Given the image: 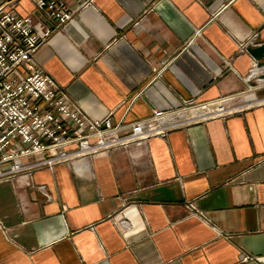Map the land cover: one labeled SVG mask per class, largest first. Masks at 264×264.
<instances>
[{
    "label": "crops",
    "instance_id": "obj_1",
    "mask_svg": "<svg viewBox=\"0 0 264 264\" xmlns=\"http://www.w3.org/2000/svg\"><path fill=\"white\" fill-rule=\"evenodd\" d=\"M6 3L91 118L172 128L0 183V264H264V0H95L60 29Z\"/></svg>",
    "mask_w": 264,
    "mask_h": 264
},
{
    "label": "built area",
    "instance_id": "obj_2",
    "mask_svg": "<svg viewBox=\"0 0 264 264\" xmlns=\"http://www.w3.org/2000/svg\"><path fill=\"white\" fill-rule=\"evenodd\" d=\"M94 1L76 0L69 6L61 0H33L36 9L56 23L55 29L92 8ZM7 5L0 7V183L36 169L51 170L57 164L68 165L151 137H164L172 128L162 124L171 113L162 111L129 124L113 125L110 117L91 118L36 59L53 30L35 33L31 19L17 17L5 9ZM199 35L195 31L194 37ZM163 69H153L156 78ZM196 121L192 117L189 122Z\"/></svg>",
    "mask_w": 264,
    "mask_h": 264
},
{
    "label": "water",
    "instance_id": "obj_3",
    "mask_svg": "<svg viewBox=\"0 0 264 264\" xmlns=\"http://www.w3.org/2000/svg\"><path fill=\"white\" fill-rule=\"evenodd\" d=\"M245 53L252 59L256 67L264 68V42L247 46Z\"/></svg>",
    "mask_w": 264,
    "mask_h": 264
}]
</instances>
